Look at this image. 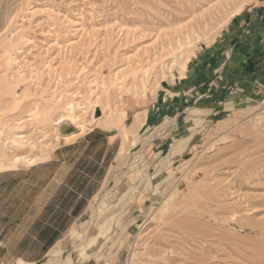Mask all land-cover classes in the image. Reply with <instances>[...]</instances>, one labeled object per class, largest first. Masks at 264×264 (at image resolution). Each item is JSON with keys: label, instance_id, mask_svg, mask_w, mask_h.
Here are the masks:
<instances>
[{"label": "rangeland", "instance_id": "1", "mask_svg": "<svg viewBox=\"0 0 264 264\" xmlns=\"http://www.w3.org/2000/svg\"><path fill=\"white\" fill-rule=\"evenodd\" d=\"M220 3L0 0V264H264V96L186 90Z\"/></svg>", "mask_w": 264, "mask_h": 264}, {"label": "crops", "instance_id": "2", "mask_svg": "<svg viewBox=\"0 0 264 264\" xmlns=\"http://www.w3.org/2000/svg\"><path fill=\"white\" fill-rule=\"evenodd\" d=\"M243 11L247 15L252 13L255 18L260 16L259 24L264 27L263 0L253 2L241 13ZM247 15L231 19L228 28L231 43L223 46L225 49L220 53L205 58L198 67V84L186 88L189 98L197 97L199 105L217 100L222 102L229 90L240 102L264 96V37L248 36L249 31L245 28Z\"/></svg>", "mask_w": 264, "mask_h": 264}, {"label": "bare ground", "instance_id": "3", "mask_svg": "<svg viewBox=\"0 0 264 264\" xmlns=\"http://www.w3.org/2000/svg\"><path fill=\"white\" fill-rule=\"evenodd\" d=\"M220 2V1H219ZM247 2V0H223V3H220L219 5L222 7V8H224L225 10H226V8H228L227 10V14H221V19L222 20H224V21H226L227 19H229V18H231V17H233V16H235V15H237V14H239L242 10H243V8H244V5H245V3ZM218 7V6H217ZM215 10L217 9V8H214ZM212 11V10H211ZM211 13V12H210ZM220 13V12H219ZM212 14V13H211ZM221 23V22H220ZM187 38V37H186ZM178 40V39H177ZM6 47H8V45H11V42H9V41H7L6 42ZM186 46H188V45H186ZM176 50V49H175ZM185 53V52H184ZM3 55L4 56H6L7 55V51H3ZM185 57V56H184ZM179 59V58H178ZM185 59V58H184ZM14 60V59H13ZM16 60V59H15ZM180 60V59H179ZM15 62V61H14ZM174 62V61H173ZM19 65V64H18ZM1 66L4 68L3 69V75L5 76V73H6V71H7V69H9V66H10V58L9 57H5V59H3V63L1 64ZM16 67V66H15ZM17 69H18V67H17ZM21 69H19L18 71H20ZM22 72V71H21ZM20 74V73H19ZM22 74V73H21ZM11 76V75H10ZM9 76V77H10ZM0 85L1 86H6V88H7V86H9L10 85V83H7V81L5 80V77H2V80H1V82H0ZM8 89V88H7ZM71 106V105H70ZM97 107V106H96ZM72 109V107H69V109L68 110H71ZM94 110V109H93ZM101 110V109H100ZM260 110V109H259ZM69 112V111H68ZM262 113V112H261ZM68 115V114H67ZM259 116V115H258ZM261 118V117H260ZM58 123H59V121H58ZM17 127V126H16ZM4 128V127H3ZM77 129L80 131V133L79 134H77V135H73V136H71V137H77L78 135H80L81 133H82V131H83V129H84V126H83V124H79V125H77ZM19 137V136H18ZM71 137H63L65 140H68V139H70ZM14 139V138H13ZM23 158V157H22ZM26 161V160H25ZM34 161H35V156H32V157H30L29 159H27V162H28V164H33L34 163Z\"/></svg>", "mask_w": 264, "mask_h": 264}, {"label": "built area", "instance_id": "4", "mask_svg": "<svg viewBox=\"0 0 264 264\" xmlns=\"http://www.w3.org/2000/svg\"><path fill=\"white\" fill-rule=\"evenodd\" d=\"M259 106H260V109L264 111V97L261 98L260 103H259Z\"/></svg>", "mask_w": 264, "mask_h": 264}]
</instances>
